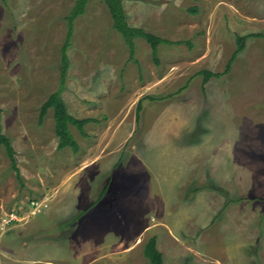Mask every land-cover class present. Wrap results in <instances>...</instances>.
<instances>
[{"label": "rangeland", "instance_id": "374dc122", "mask_svg": "<svg viewBox=\"0 0 264 264\" xmlns=\"http://www.w3.org/2000/svg\"><path fill=\"white\" fill-rule=\"evenodd\" d=\"M122 1L130 26L175 45L159 46L158 65L142 38L132 54L106 3L89 0L61 87L77 0H0V127L19 169L0 145V264H150L145 245L166 223L204 264H264V38L222 77L201 74L225 71L237 36L264 33V0ZM54 93L99 120L87 138L69 126L77 153L57 148L53 110L40 119ZM133 126L122 148L98 150ZM194 187L203 199L190 203Z\"/></svg>", "mask_w": 264, "mask_h": 264}, {"label": "trees", "instance_id": "16d2710c", "mask_svg": "<svg viewBox=\"0 0 264 264\" xmlns=\"http://www.w3.org/2000/svg\"><path fill=\"white\" fill-rule=\"evenodd\" d=\"M89 0H77L75 8L72 10L71 14L66 18L69 22V33L67 35L66 43L62 48L61 55H62V69H61V87L64 86L65 82V75L69 65V58L67 54V50L70 46V41L73 36V29H74V21L83 15L86 12V6ZM106 5L108 6L111 16L113 18V28L118 31L122 37L125 39L126 43L130 46L131 52L133 54V47L136 38L144 39L152 49V56L153 61L155 64H160V59L158 56V48L160 45H168L175 43L163 39L155 34L146 32L142 28L132 27L127 22V15L124 10L123 1L122 0H103ZM197 11V10H194ZM253 37H260L264 38V34H251L247 36H237L236 43L237 47L236 50L231 57L226 69L222 73H214L210 71H202L201 74L204 76V82L208 83L213 77H222L227 72L230 71L232 63L237 59L239 54H241L246 48V41L249 38ZM139 111L141 109V101L138 103ZM49 110H53L54 114V121H55V132L56 136L59 139L58 149L62 150L67 147H70L75 153L79 151V146L76 140L74 139L69 126L73 125L78 129L80 134L84 137L88 135L85 132V126L91 122L93 119L85 118V119H77L73 117L66 106L65 101L61 98L58 93L52 94L47 101L42 105L40 119L43 120ZM139 111L138 116L139 117ZM139 120V119H138ZM0 145H4L8 157L12 162V166L16 169L17 173H19V169L17 168V162L15 159L14 149L12 147L11 141L2 133V129L0 127ZM105 191L100 196L102 199ZM145 257L149 260L150 264H163V256L161 252L157 249V242L155 238H152L145 246L144 249Z\"/></svg>", "mask_w": 264, "mask_h": 264}, {"label": "crops", "instance_id": "0c3cea01", "mask_svg": "<svg viewBox=\"0 0 264 264\" xmlns=\"http://www.w3.org/2000/svg\"><path fill=\"white\" fill-rule=\"evenodd\" d=\"M256 34V33H254ZM257 34H264V33H257ZM260 38V37H259ZM150 46V45H149ZM152 50V49H151ZM140 102V100H139ZM138 102V103H139ZM138 103H137V107H138ZM142 103V102H141ZM90 119H93L94 121L91 122V123H96L98 122L99 123V120L98 119H95L96 117H88ZM138 120V119H137ZM135 130V127L133 126L132 127V130H129L130 134H128V136L126 138H124V140H121L120 142H118V140L115 141V146L112 144H110L109 148H105V146L102 145V147H100L98 150L102 153V154H105L104 151H107L106 153L110 154L111 152H114L115 149L119 150L120 148H122L124 146V143L127 142V140L129 139L131 133ZM118 137H120L121 134H119L118 132ZM87 138V137H86ZM119 146V147H118ZM95 159H92L91 161H88L86 162V165L85 166H88L89 164L93 163ZM102 169V168H101ZM115 169V168H114ZM183 178V177H182ZM187 178V177H185ZM187 181H185L186 183ZM196 190H193L195 189ZM202 187H194L192 189V192L193 193H197L193 196H191L188 200H193L192 202L190 203H194L196 200L198 199H203V197L201 196L200 192H198L199 190H201ZM105 191V194H106V191H107V187H104L100 193V196L102 195V193ZM104 194V195H105ZM103 195V197H104ZM199 195H200V198H199ZM100 196L98 198V200L100 201ZM102 197V198H103ZM194 198V199H193ZM196 199V200H195ZM204 202V200H203ZM203 215V214H202ZM212 216V215H211ZM220 219H222L223 217H221L220 215H218ZM214 218V217H212ZM210 217V219H212ZM218 218V217H217ZM194 219V218H193ZM204 219H205V215H203V219H202V222L201 223H205L204 222ZM151 221H154V224L152 223V226H151V229L152 228H156V226H158L159 223H155V220L152 219ZM194 221H196V219H194ZM193 223V222H192ZM200 223V222H199ZM200 223V224H201ZM193 227V226H192ZM154 228V229H155ZM150 229V230H151ZM220 229H224L225 231H229L227 226L223 224V222L220 221ZM158 232L161 234V237L159 236V239L158 237L156 236H153L155 239H156V242H157V249L161 252L162 256H163V264H164V257H167V254L171 255L173 260H178L179 261V264H201L204 262L199 258V255L197 254V251L195 250V252L192 251L193 248L189 247L188 245H185L184 243L181 244V242L184 240L183 238V235L179 232L178 234L180 235H176L173 233V230H172V227L171 226H168L167 223L165 224V227H164V230H153L151 231V234ZM230 232V231H229ZM231 233V232H230ZM220 234V233H219ZM234 235H237V233H233ZM185 236H188L185 235ZM194 241H198L197 240V237L191 239V243ZM148 241V240H147ZM189 241V240H188ZM188 241H186L187 244ZM190 242V241H189ZM195 243V242H194ZM146 246V245H145ZM170 246V247H169ZM184 246V247H183ZM92 251V250H91ZM188 251H192L191 253H194L196 255V258L192 257L190 254V252ZM7 260V258H5ZM149 261V260H148ZM170 263V262H169Z\"/></svg>", "mask_w": 264, "mask_h": 264}, {"label": "built area", "instance_id": "2783aa9c", "mask_svg": "<svg viewBox=\"0 0 264 264\" xmlns=\"http://www.w3.org/2000/svg\"><path fill=\"white\" fill-rule=\"evenodd\" d=\"M33 204H35V203H33ZM36 205V204H35ZM18 220V218H17V216L16 215H12L11 217H9V218H5V219H3V224H4V226H8V225H10L13 221H17Z\"/></svg>", "mask_w": 264, "mask_h": 264}]
</instances>
